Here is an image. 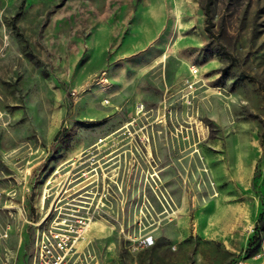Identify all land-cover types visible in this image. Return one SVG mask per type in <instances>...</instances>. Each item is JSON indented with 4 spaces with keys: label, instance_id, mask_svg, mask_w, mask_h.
<instances>
[{
    "label": "rangeland",
    "instance_id": "rangeland-1",
    "mask_svg": "<svg viewBox=\"0 0 264 264\" xmlns=\"http://www.w3.org/2000/svg\"><path fill=\"white\" fill-rule=\"evenodd\" d=\"M9 175L32 221L43 195L88 203L89 254L74 264L263 251L264 0H0ZM205 208L227 235L200 236ZM14 211L10 264H29L34 231Z\"/></svg>",
    "mask_w": 264,
    "mask_h": 264
},
{
    "label": "built area",
    "instance_id": "built-area-1",
    "mask_svg": "<svg viewBox=\"0 0 264 264\" xmlns=\"http://www.w3.org/2000/svg\"><path fill=\"white\" fill-rule=\"evenodd\" d=\"M23 182L12 175L0 177V264L11 262L8 249L11 226L7 221L1 222V219L13 218L15 207L22 213L23 223L30 225L34 231L29 264H74L78 255L89 254L88 249L83 248L90 220L84 211L89 208L86 207L88 203L76 195L77 190H71L70 195L65 197H53L48 203L47 197L41 196L38 205L33 204L36 220L32 221L28 197L27 203L23 202L24 196L21 197L20 207L13 205L17 189ZM253 257L264 260V249Z\"/></svg>",
    "mask_w": 264,
    "mask_h": 264
},
{
    "label": "crops",
    "instance_id": "crops-1",
    "mask_svg": "<svg viewBox=\"0 0 264 264\" xmlns=\"http://www.w3.org/2000/svg\"><path fill=\"white\" fill-rule=\"evenodd\" d=\"M214 204V203H212ZM215 205V204H214ZM216 206H214V209ZM199 221H198V233L200 236L204 237H213L216 238V236H223L227 235L228 228L231 227L229 220H220V218H217L213 212H209L208 208L204 209V213H199ZM231 252H236L238 254L240 250L230 249ZM236 264H264L263 259L258 258H247L240 257Z\"/></svg>",
    "mask_w": 264,
    "mask_h": 264
},
{
    "label": "bare ground",
    "instance_id": "bare-ground-1",
    "mask_svg": "<svg viewBox=\"0 0 264 264\" xmlns=\"http://www.w3.org/2000/svg\"><path fill=\"white\" fill-rule=\"evenodd\" d=\"M241 151H242V155L245 156V154L247 153V146L244 145V146L241 148ZM242 162H244V158H243V161H242Z\"/></svg>",
    "mask_w": 264,
    "mask_h": 264
},
{
    "label": "trees",
    "instance_id": "trees-1",
    "mask_svg": "<svg viewBox=\"0 0 264 264\" xmlns=\"http://www.w3.org/2000/svg\"><path fill=\"white\" fill-rule=\"evenodd\" d=\"M253 256H254V255H253ZM253 256H252V257H253Z\"/></svg>",
    "mask_w": 264,
    "mask_h": 264
}]
</instances>
